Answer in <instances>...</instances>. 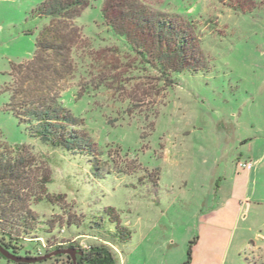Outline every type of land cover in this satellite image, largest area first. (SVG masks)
Instances as JSON below:
<instances>
[{
	"label": "rangeland",
	"instance_id": "rangeland-1",
	"mask_svg": "<svg viewBox=\"0 0 264 264\" xmlns=\"http://www.w3.org/2000/svg\"><path fill=\"white\" fill-rule=\"evenodd\" d=\"M42 1L0 0V141L30 151L38 172L50 169L47 190L61 198L30 201L32 232H0L35 255L104 246L114 264H264V0H134L192 21L207 68L181 73L159 96L140 72L126 87L137 90L135 107L81 64L61 98L95 147L74 156L32 138L9 106L12 67L31 59L48 22L32 15ZM103 5L92 0L74 22L92 49L117 48L130 62ZM55 256L44 264L65 259Z\"/></svg>",
	"mask_w": 264,
	"mask_h": 264
},
{
	"label": "trees",
	"instance_id": "trees-1",
	"mask_svg": "<svg viewBox=\"0 0 264 264\" xmlns=\"http://www.w3.org/2000/svg\"><path fill=\"white\" fill-rule=\"evenodd\" d=\"M91 1L44 0L39 3L32 15L48 18V22L40 29L31 59L12 67L15 86L11 88L9 106L14 116L26 125L32 138L49 147L61 148L70 156L93 153L95 147L91 137L79 129L82 119L66 108L61 98L64 87L81 64L98 84L127 94L135 107L137 90L126 92V87L130 80L142 77L140 72L156 82L154 89L159 96L177 82L181 73L207 68L200 36L192 21H173L153 14L134 0H104L103 15L107 24L115 35L127 42L135 55L129 62V55L120 56L119 50L114 48L117 54L107 59L106 52L111 49H92L74 22ZM78 50H86L79 62L73 58ZM121 65L124 71H118ZM131 69L138 74L134 75ZM149 70L155 74L148 75ZM38 171L30 151L24 147L12 149L0 141L1 226L30 233L38 223L30 201L55 204L61 198L47 190L51 182L50 169ZM6 229L0 232V238L8 235L10 242L18 243L19 236H13ZM87 255V260L93 264H114L110 251L104 246H91ZM188 256L190 259L189 252Z\"/></svg>",
	"mask_w": 264,
	"mask_h": 264
},
{
	"label": "flooded vegetation",
	"instance_id": "flooded-vegetation-1",
	"mask_svg": "<svg viewBox=\"0 0 264 264\" xmlns=\"http://www.w3.org/2000/svg\"><path fill=\"white\" fill-rule=\"evenodd\" d=\"M0 248H2V250H6L7 253H9L6 256L3 252L0 251V261H3L5 264H44L46 261L54 258V257L52 258L50 257V258L38 260L35 262L16 261L11 256L9 257V255H13L18 258L19 257L28 258V257L45 255L49 252H45L44 254H40V255H35L31 253L30 251L25 250L21 244L15 243L14 241L10 242L9 240L2 239V238H0ZM67 248L72 249V256L78 261L79 264H93L92 262H89L87 260L88 259L87 251H84L78 247L69 245L68 247H57L56 249H67ZM62 256H64L65 259H60L57 261V263L72 264V257L69 254H57L55 257L58 259L59 257H62Z\"/></svg>",
	"mask_w": 264,
	"mask_h": 264
},
{
	"label": "water",
	"instance_id": "water-1",
	"mask_svg": "<svg viewBox=\"0 0 264 264\" xmlns=\"http://www.w3.org/2000/svg\"><path fill=\"white\" fill-rule=\"evenodd\" d=\"M0 251L3 252L6 256L7 254V251L6 250H2V248H0ZM57 254H69L71 255L72 257V264H79L78 261L72 256V249H56L54 251H51L45 255H41V256H34V257H28V258H25V257H16V256H13V255H9V257L11 256L12 258H14V260L16 261H27V262H35V261H38V260H42V259H46V258H50L52 256H55Z\"/></svg>",
	"mask_w": 264,
	"mask_h": 264
},
{
	"label": "built area",
	"instance_id": "built-area-1",
	"mask_svg": "<svg viewBox=\"0 0 264 264\" xmlns=\"http://www.w3.org/2000/svg\"><path fill=\"white\" fill-rule=\"evenodd\" d=\"M244 166L246 165V164H243ZM248 165H250V164H248ZM248 165H246V166H248Z\"/></svg>",
	"mask_w": 264,
	"mask_h": 264
}]
</instances>
